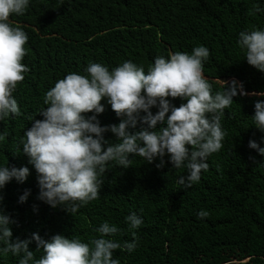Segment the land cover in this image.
<instances>
[{"label":"trees","instance_id":"obj_1","mask_svg":"<svg viewBox=\"0 0 264 264\" xmlns=\"http://www.w3.org/2000/svg\"><path fill=\"white\" fill-rule=\"evenodd\" d=\"M10 21L28 35L22 62L29 68L13 93L21 114L0 121V133H5L0 163L30 169L25 181L12 179L0 189V208L16 221L10 225L13 237L37 232L47 239L62 232L87 242L100 235L95 229L107 220L121 229L113 239L137 240L132 252L114 250L120 264H264V156L248 147L249 139L261 143L264 135L249 117L254 102L264 99L250 94L264 90V74L243 59L236 43L241 30L264 27V0H30L26 11ZM201 44L209 49L204 75L213 90L220 89L219 79L235 78L249 94L233 97L225 109L223 146L208 157L209 167L198 182L190 187L177 183L186 170L171 168L167 157L157 168L156 161L134 156L128 168L110 164L99 197L75 213L37 199L35 170L18 145L58 79L83 73L89 62L111 69L132 60L147 71L156 56L190 53ZM169 99L176 106L182 102ZM98 119L102 125L118 122L107 104ZM25 189L29 195L20 203ZM201 209L209 215L198 217ZM132 211L143 224L130 230L124 218ZM0 264H18V257L0 255Z\"/></svg>","mask_w":264,"mask_h":264},{"label":"clouds","instance_id":"obj_2","mask_svg":"<svg viewBox=\"0 0 264 264\" xmlns=\"http://www.w3.org/2000/svg\"><path fill=\"white\" fill-rule=\"evenodd\" d=\"M29 3L0 0V121L21 114L13 93L29 71L22 62L28 35L13 25L10 16L23 14ZM236 43L243 59L264 74V27L241 30ZM209 54L201 44L190 53L159 55L147 71L132 60L111 69L89 62L83 73L69 72L58 79L44 94L45 107L37 112L42 118L34 119L37 113L31 118V126L24 130L18 145L35 170L37 199L75 213L99 197L110 164L128 168L134 156L147 163L156 161L157 168L164 166L167 157L171 168L186 170L177 183L190 187L198 182L209 167L208 157L223 146L225 109L233 104V97L249 94L235 78L219 79L221 87L214 91L204 75ZM250 94L264 97V90ZM169 98L182 102L176 106ZM105 104L110 105L118 122L100 123L98 114ZM249 117L251 126L264 133V99L254 102ZM109 132L112 137L106 139ZM4 135L0 133V139ZM260 141L249 139L248 147L264 156V135ZM29 174L26 165L0 163V189L12 179L22 183ZM29 192L25 189L18 202H25ZM196 215L204 218L209 212L201 209ZM124 219L130 230L143 224V217L135 211ZM14 223L15 219L0 208V255L11 253L18 257V264H120L114 250L132 252L138 246L135 238L123 242L113 239L121 229L107 220L95 229L100 235L87 242L62 232L47 239L37 232L23 239L13 237L10 225ZM33 242L34 249L30 248ZM36 252L41 253L38 258Z\"/></svg>","mask_w":264,"mask_h":264}]
</instances>
